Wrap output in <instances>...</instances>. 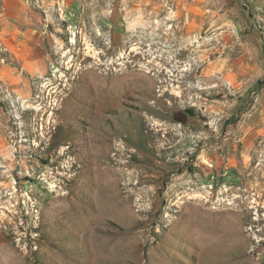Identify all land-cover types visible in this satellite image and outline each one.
<instances>
[{
	"label": "rangeland",
	"instance_id": "374dc122",
	"mask_svg": "<svg viewBox=\"0 0 264 264\" xmlns=\"http://www.w3.org/2000/svg\"><path fill=\"white\" fill-rule=\"evenodd\" d=\"M0 138V264H264V0H0Z\"/></svg>",
	"mask_w": 264,
	"mask_h": 264
},
{
	"label": "bare ground",
	"instance_id": "6f19581e",
	"mask_svg": "<svg viewBox=\"0 0 264 264\" xmlns=\"http://www.w3.org/2000/svg\"><path fill=\"white\" fill-rule=\"evenodd\" d=\"M93 76V75H92ZM91 77V76H90ZM93 77H95V76H93ZM93 77H92V79H93ZM98 78V77H97ZM1 139V138H0ZM224 140V139H223ZM163 143V142H162ZM227 143H225L224 141H223V145H222V148L226 145ZM220 147V146H219ZM258 147H259V150H261V152H262V154H263V159L261 160V168H259L260 170L261 169H263L264 168V149H263V147H264V142H261L259 145H258ZM1 149V148H0ZM219 149V148H218ZM92 150H93V152H94V154L96 155V153H97V150H98V148L96 147V146H92ZM219 152V151H218ZM229 153V152H228ZM254 154H255V152H254ZM255 156V155H254ZM218 158V157H217ZM252 159H254V157H252L251 158V160ZM249 162V161H248ZM215 165V164H214ZM251 165V164H250ZM213 166V165H212ZM211 166V167H212ZM216 166V165H215ZM259 170V171H260ZM261 173V172H260ZM264 174V173H263ZM108 175V174H107ZM108 176H110V175H108ZM111 177V176H110ZM102 178V177H101ZM103 179V178H102ZM110 179V178H109ZM108 181V180H107ZM101 182V181H100ZM263 183V182H262ZM109 184V183H108ZM103 185H106L105 183L103 184ZM259 185L260 184H258V186L257 187H259ZM262 186V185H261ZM198 225V224H197ZM208 226V225H207ZM203 228V227H202ZM201 228V229H202ZM212 228V227H211Z\"/></svg>",
	"mask_w": 264,
	"mask_h": 264
}]
</instances>
